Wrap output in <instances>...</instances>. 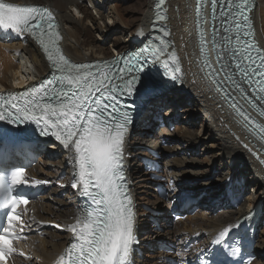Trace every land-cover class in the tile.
<instances>
[{
  "label": "snow or ice",
  "instance_id": "6c2138e0",
  "mask_svg": "<svg viewBox=\"0 0 264 264\" xmlns=\"http://www.w3.org/2000/svg\"><path fill=\"white\" fill-rule=\"evenodd\" d=\"M165 0H158L157 8ZM209 0H197V34L198 47L202 57L206 79L215 85L216 91L222 92L226 99H231L230 106L236 114L255 125L260 139L264 140V124L252 119L234 98H230L223 87L228 84L240 92L251 106L264 117V109L248 99L245 90L227 70V46L232 38L227 35L234 27L237 31V44L244 43L242 49H233L230 53L235 61V71L249 84H256L258 99L264 101V54L256 49L252 55L253 45L241 42L238 35L241 29L239 17L247 21L244 15L247 0H210L212 19H216L217 7L225 25V35L217 39L218 29H213L208 41L204 30V6ZM235 2L236 8L232 5ZM225 7L227 10H225ZM158 20L166 16L157 13ZM59 25L54 14L46 7L25 5L14 0H0V30L11 31L17 36L31 37L42 49L51 68L58 73L54 80L29 86L25 91L10 93L7 97L0 95V121L9 125H18L28 121L35 123L43 136H51L59 145L72 154L74 164L73 189H80L82 194L90 197L92 207L80 210L75 222L67 226L72 234L73 243L65 249L56 264H129V257L134 243L133 201L127 188L125 174V145L129 131L130 115L119 105L118 95L131 96L143 79L151 84L152 77L145 70L144 64L125 60L124 66L113 72V62L93 64L74 63L63 53L59 42L62 39ZM169 33L165 31V35ZM211 44L209 50L208 44ZM214 53L219 68L213 66L209 52ZM133 57L154 58L161 62L166 73L173 79H179L181 73L179 59L175 52L169 53L168 42L160 40V45H150L132 54ZM258 61V63H257ZM115 63H118L116 61ZM207 69V70H206ZM135 72L130 78L127 74ZM223 73V77H221ZM258 76V80L253 77ZM119 80L120 83H116ZM58 85V87L56 86ZM99 94V95H97ZM247 127V124L245 125ZM251 130V129H250ZM24 142L11 137L0 130V264H8L17 253L14 242L22 237L25 224L22 219V206L29 203L28 198L18 193V188L29 183L41 184L48 181H30L22 166H13L12 161L20 154ZM57 228L61 225L57 224ZM231 228H225L217 237L229 234ZM236 254L235 250L232 252ZM203 264H221L213 253H208Z\"/></svg>",
  "mask_w": 264,
  "mask_h": 264
},
{
  "label": "bare ground",
  "instance_id": "6f19581e",
  "mask_svg": "<svg viewBox=\"0 0 264 264\" xmlns=\"http://www.w3.org/2000/svg\"><path fill=\"white\" fill-rule=\"evenodd\" d=\"M87 1L93 10H95L97 17L88 11L82 0H14L17 3L25 2L47 6L55 12L61 23L63 50L73 62L83 63L111 58L115 54H119L130 47H137L141 39H146L149 36L152 19L157 12L156 5L158 0H143L141 7L136 9L128 17L124 12L126 8H118V4L117 6L109 5L108 10L103 12L101 8L104 5V0ZM194 5L195 0H165L162 6L169 28L168 42L174 48L181 66V86L172 93L155 88L154 95L149 97L144 104V112L139 118L138 125L139 128L145 126L142 123L146 120L148 123H151V113L161 112L159 106L163 104L165 98H169L168 101L173 103L175 98L177 99L183 95V100L175 105H171L170 110L163 113L164 118L169 121L175 118L173 121H177V116H173L171 112L174 108L179 107L181 103L187 101L193 105L196 111L190 112L189 110H183L182 113L189 114L190 112V114H193L188 115V117L186 116L187 119L190 117L188 122L195 121V113L200 115L201 123L199 124L198 131L203 129L206 136H200L199 140L196 137L195 130L191 131L190 129L194 126L188 122L184 123V121H180L181 124H177L176 131L172 135H169L170 133H167L165 129H160V132L153 134L152 137H150V132L141 133V130H139L138 133H134L130 137V144L127 146V151L133 157L128 171L133 181L132 191L135 194L137 189H145L148 196L155 197L152 209L162 210L166 208L164 210L167 211V205L164 204L165 207L159 206L162 201L157 196L155 187L149 183V173L144 172L141 175H137L135 162L138 156H146L143 150L144 148H158L159 136L163 139L168 136L175 137L176 141L173 147L165 149L164 153L174 154L176 158L165 160L163 172L166 178L173 181L174 193L178 198L180 196H198L206 192L205 202L207 200H211L212 202L215 199L222 202V198L224 199V197L222 196V187H219V184L223 179L228 180L230 183L237 181L238 175L242 177L247 176L246 180L252 184V192L250 191L251 193H248L244 187L242 189V191L244 190V194L241 203L236 208L227 205L229 203H221V210L215 217L213 216L214 218L208 217L209 211L203 206V204L206 206V203H199V208L201 209L200 214L196 215V217L194 216L193 222H183L182 228L176 227L177 225L170 228L167 226V221L162 223L157 229L149 221V218L153 216L148 212L142 211L146 216L140 219L139 222L142 221L146 229L143 231L145 235H143V240L141 241L146 242V247L148 243L150 246L153 242L158 241L159 238L170 243L174 242L175 239L181 242L186 236V233L192 235L195 232L200 233L202 243H207L217 230L228 223L234 222L239 215H244L249 210H253L254 206L259 202L262 203V211L264 213V168L256 162L253 157L254 154L252 153V151L259 153V150L254 149L253 145H251L249 140L252 136L238 123V120L234 118L232 113L229 114L227 112L222 102L219 101L222 99L221 94L214 93L215 87L206 79L204 72L201 71L204 66L197 50L194 33ZM71 10L80 14L81 19H76L72 16ZM252 17L256 40L264 51V31L262 30L264 26V0H256ZM89 25H92V29L88 27ZM117 28L120 30V35L115 32ZM93 32L99 35V39L93 38L90 35ZM112 33L114 35L111 38L110 51H113L111 53L101 45V42L103 39L109 38ZM24 72L26 75H24ZM48 72L47 63L32 43L27 42L24 45L22 43L5 44L0 42V87L9 88L10 84L18 79V82H15L18 86L28 81L34 82ZM154 129L155 125H152L150 130L153 131ZM137 130L135 129L133 131L135 132ZM203 140H210L211 145L209 148H202L201 151L217 148L216 150L219 152V155H210L209 161H207L209 166H211L210 169L216 166V169L220 171V175L214 181H209V171L204 170L197 159L194 157L188 159L186 156L189 153L186 156L183 155L188 151L196 153L195 149H197ZM136 144L144 147L142 151L139 150L136 152ZM56 157V153L50 154V158L47 161L43 160L37 168L32 169L31 174L38 176V173L44 172L45 166L50 165L53 166V170L50 169L53 173L47 172V175L50 177L55 178L61 173L68 172L70 168L65 156L64 158L63 156L62 158ZM243 172L246 174L244 175ZM220 176L222 179H220ZM205 188H212L213 192H210L211 190L207 192ZM56 196L57 190L52 189L46 195L40 197L30 208L34 210L36 218L41 221L66 225L69 223V216L76 213L74 205L77 203V200L73 201L74 205L73 203L70 205L65 204V202L63 203ZM170 198H173V196H170ZM53 201L56 203L55 205ZM171 208L173 206L168 208V211ZM213 208L214 206H210L211 210ZM164 217L162 216L160 218ZM199 219L201 220L200 222L198 221ZM261 230L254 249V253H256L258 259L252 264H264V260L260 254V251L264 250V228ZM67 241V234L48 231L45 232L44 238L34 236L27 244L22 245V247L32 254V264H51L56 256L62 252ZM146 257L152 258V256ZM143 261L139 260L138 263H144ZM150 264H156L155 260L150 262Z\"/></svg>",
  "mask_w": 264,
  "mask_h": 264
},
{
  "label": "rangeland",
  "instance_id": "374dc122",
  "mask_svg": "<svg viewBox=\"0 0 264 264\" xmlns=\"http://www.w3.org/2000/svg\"><path fill=\"white\" fill-rule=\"evenodd\" d=\"M83 1V4L85 5V7H87V9H88V11H90L91 13H92V15L93 16H95V17H97L96 16V12H95V10H93V8H92V6L88 3V1L87 0H82ZM103 3H104V5L102 6V10H103V12H106L107 10H108V8H109V5L110 6H117V4L119 5V6H117L118 8L119 7H122V8H126L125 10H124V12L126 13V15H127V17L128 16H130L131 15V13H133L136 9H139L140 7H141V5H142V3H143V0H104L103 1ZM110 3V4H109ZM112 4V5H111ZM116 4V5H115ZM107 6V7H106ZM74 10V9H73ZM73 10H71V15L72 16H74L76 19H81L80 18V14H78L77 12H75V11H73ZM128 10V11H127ZM73 12V13H72ZM88 27H90L91 29H92V25H89ZM94 29V28H93ZM262 30L264 31V26H263V28H262ZM120 30L117 28L116 30H115V32H117L119 35H120V32H119ZM117 34V35H118ZM90 35H92V37L93 38H96V39H99V35L97 34V33H95V32H93V33H91ZM113 35H114V33H112L110 36H109V38H106V39H103V41L101 42V45L103 46V47H105L109 52H113V51H110V48H111V38L113 37ZM125 38V37H124ZM264 38V37H263ZM107 40V41H106ZM103 43V44H102ZM24 75H26V73L24 72ZM183 95H181V97H179V98H175V101L172 103L171 101H168L169 100V98H165V101L163 102V104H160L161 106H159L161 109V117H163L164 118V115H163V113H165L166 111H169L170 110V107H171V105H175V104H177L179 101H181V100H183V97H182ZM185 99V98H184ZM186 100V99H185ZM180 108V109H179ZM183 110H189L190 112H192V111H196L195 109H194V107H193V105H191L189 102H187V101H185V102H183V103H181V105L179 106V107H176V108H174L173 110H172V115L173 116H177L176 118L178 119L177 121H173L174 119L172 118V121H171V123H172V125L174 126V130L173 131H171L170 132V130H169V128L167 127V128H165L166 129V131H167V133H170L169 135H172V134H174V132L176 131V126H177V124H181L180 123V121H184V123L185 122H188V119H190V117L187 119V117H188V115H193V114H190V112H189V114H186V113H182V111ZM157 113V112H156ZM186 118H185V117ZM195 116H196V118H195V121L193 120V121H189L188 123H190L191 125H193L194 127L193 128H190L191 129V131H194L195 130V133H196V137H200V136H203V137H205L206 136V134L204 133V131H203V129H201L200 131H198V129H199V124L201 123V116L200 115H198L197 113H195ZM187 119V120H186ZM164 120H165V118H164ZM224 124V123H223ZM187 126L188 127H190V125L189 124H187ZM196 130H197V132H196ZM166 137H168V136H166ZM168 138H172V139H174L173 137H168ZM199 140H200V138H199ZM172 142V141H171ZM211 142H210V140H203V141H201V143L198 145V147H197V149H195L196 150V153L195 152H187L186 153V155L188 154V156H186L185 154H183L184 156H186V157H188V159H190V157H194L195 159H197V161L201 164V167H203V169L204 170H206V171H209V173H208V175H210V179H209V181H214L219 175H220V171L218 170V169H216V166L215 167H213V168H211L210 169V167L211 166H209V164L207 163V161H209V156L210 155H212V154H216V155H219V152L216 150L217 148H214V149H211V150H204V151H201L202 150V148H204V147H207V148H209L210 147V144ZM241 144H242V142H241ZM56 153V155H57V157H59V154H57V153H59V152H55ZM56 157V158H57ZM208 158V159H207ZM224 163V165L225 166H227V164L225 163V162H223ZM135 168L137 169V175H141V174H143V173H141V169H140V166H139V164L138 163H135ZM53 170V169H52ZM52 170H49V171H47L48 173H53V171ZM218 170V171H217ZM214 171V172H213ZM216 173V174H215ZM244 173V175L246 174L245 172H243ZM163 174H164V172H163ZM246 176V175H245ZM244 176V185H245V187H246V189H247V192L248 193H251L252 191V184H251V182L250 181H248V180H246L247 179V176L245 177ZM53 178V177H52ZM220 179H222V177L220 176ZM224 180V179H223ZM219 187H221V183L219 184ZM206 190H207V192H208V190H211L210 192H213L212 191V188H210V189H208V188H205ZM249 190V191H248ZM251 191V192H250ZM154 192V191H153ZM204 192V191H203ZM203 194V195H202ZM205 194H206V192H204V193H201V194H199V195H201V197H199V203H203V202H205L206 200H204V198H205ZM135 198L137 199V201H138V206H139V209L140 210H145L144 208H149L150 210H152V208H153V206H154V202H155V197H153V196H148L147 195V191L145 190V189H142V188H139V189H137L136 191H135ZM256 195V194H255ZM170 196H173V198L174 197H177L176 195H175V193H173V195H171L170 194ZM159 197V196H158ZM159 199L162 201L161 203H160V205L159 206H164L165 207V205H167L166 207H167V211H168V208H170V207H172V206H170L171 205V199L172 198H169V196H168V200H163L162 198H160L159 197ZM175 199V201H176V198H174ZM60 200H62V199H60ZM65 202V201H64ZM210 202V203H209ZM206 203V206H205V204H203V206L209 211V209H210V206H213L212 204H213V201L211 202V200H207V202H205ZM207 203H209V204H207ZM55 204V203H54ZM165 204V205H164ZM200 204H198V206H199ZM164 209H166V208H163L162 210H158L160 213H164V215H165V217H167L166 216V214H167V211H165ZM61 210H63V208H61ZM212 210H214V211H212ZM211 211H209L210 213H208L209 214V216L208 217H215L216 216V214L219 212V210H221V206L220 205H217V207H214L213 209H212ZM152 211H154V210H152ZM156 211V210H155ZM158 211H156V212H158ZM203 212H206V211H203ZM198 214H200V213H197V214H195L194 216L196 217V215H198ZM141 215H144V213H141ZM168 215V214H167ZM213 217V218H214ZM167 218H169V217H167ZM194 217L193 218H188L187 217V220H185V221H183V222H193L194 220ZM262 219H263V223H264V214H263V216H262ZM190 220V221H189ZM199 222L201 221L200 219L198 220ZM183 222H178V223H175V225L174 226H176V227H180V228H182V223ZM140 229H139V231H140V233H139V236L141 237L140 238V240H143V235H145V233L143 232L145 229H146V227H144V224H143V222L142 221H140ZM263 224H262V222H261V227L262 228H264V225L262 226ZM163 226V225H162ZM173 226V227H174ZM199 227V226H198ZM262 231V230H261ZM260 234V232L257 234V236ZM160 239V238H159ZM155 240V239H154ZM153 240V241H154ZM175 240H178V239H175ZM153 245L155 244V242H153L152 243ZM149 253H151V252H149ZM256 254V253H255ZM260 254H261V257H262V259L264 260V250H262V251H260ZM146 256H149V255H146ZM145 259H147V260H150L151 258H148V257H145ZM144 263H141V264H150V263H148L147 261H143Z\"/></svg>",
  "mask_w": 264,
  "mask_h": 264
},
{
  "label": "water",
  "instance_id": "95a60500",
  "mask_svg": "<svg viewBox=\"0 0 264 264\" xmlns=\"http://www.w3.org/2000/svg\"><path fill=\"white\" fill-rule=\"evenodd\" d=\"M152 88H153V87H152ZM145 89H146V88H145ZM145 89H141L140 92H144ZM29 136H30V138H32V139L34 140V138L32 137V135H29Z\"/></svg>",
  "mask_w": 264,
  "mask_h": 264
}]
</instances>
